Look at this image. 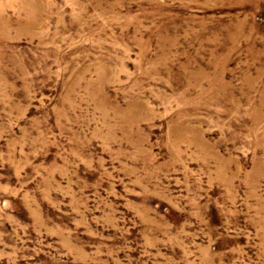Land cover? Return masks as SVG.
Masks as SVG:
<instances>
[{"label": "rangeland", "instance_id": "1", "mask_svg": "<svg viewBox=\"0 0 264 264\" xmlns=\"http://www.w3.org/2000/svg\"><path fill=\"white\" fill-rule=\"evenodd\" d=\"M0 264H264V0H0Z\"/></svg>", "mask_w": 264, "mask_h": 264}]
</instances>
